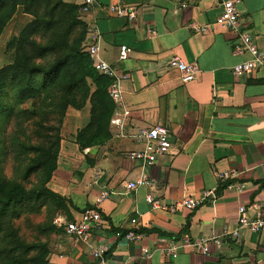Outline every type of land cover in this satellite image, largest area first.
<instances>
[{
    "label": "crops",
    "instance_id": "0c3cea01",
    "mask_svg": "<svg viewBox=\"0 0 264 264\" xmlns=\"http://www.w3.org/2000/svg\"><path fill=\"white\" fill-rule=\"evenodd\" d=\"M236 1L241 29L264 53V0ZM81 2L71 1L78 7ZM115 3L93 0L83 15L86 28L100 34L98 59L128 75L122 102L108 121L110 138L103 146L80 150L74 140L89 123V111L67 109L61 129L65 160L60 156L61 167L49 186L71 203L70 211L96 209L100 225L87 244L71 241L64 228L56 226L55 251L48 264H92L90 252L96 245H104L106 258L116 264H263L264 233L211 240L224 227L235 226L239 206L264 202V69L233 73L246 57L234 56V35L214 26L221 11L218 0L184 9L168 0H123L134 12L132 19L110 13L108 7ZM122 50L128 55L123 62ZM174 57L198 67L194 82L183 84L179 74L168 69ZM156 126L169 131L171 148L145 171L152 184L127 192L125 184L142 172L126 157L141 149L130 137ZM73 158L80 160L77 166ZM96 169L102 176L92 185ZM224 173L243 185L240 193L224 191L219 182ZM102 191L109 195L96 204ZM205 191L216 195L213 204L184 208ZM80 212L71 218L59 216L77 220ZM127 232L141 238L129 243L122 238ZM183 234L190 245L180 248ZM199 240L205 241L206 254L192 245ZM172 246L175 257L166 253Z\"/></svg>",
    "mask_w": 264,
    "mask_h": 264
},
{
    "label": "rangeland",
    "instance_id": "374dc122",
    "mask_svg": "<svg viewBox=\"0 0 264 264\" xmlns=\"http://www.w3.org/2000/svg\"><path fill=\"white\" fill-rule=\"evenodd\" d=\"M71 1L3 0L0 4V20L4 22L3 26L0 23V70L12 65L19 57L30 56L36 63L48 68L59 58L67 55V47L62 48L58 45L64 39L69 45L74 36L79 35L83 30V26L77 25L69 38L66 32L76 21L86 25L80 10L74 11L69 8L70 5L74 6ZM63 5L67 8L62 7ZM30 44L33 46H29ZM83 44L84 41L81 47ZM52 45L56 47L54 50L49 49ZM45 82L46 80L40 75H35L31 79L32 85L37 86V89L43 88ZM8 83L9 81L2 88L4 101L0 109V177L11 178L27 190L33 187H44L50 191L52 176L48 182H44V178L36 172L35 168L27 171L29 160L38 155L29 148L36 149L38 144L39 146L45 144V137L58 138L60 149L56 168L58 165L61 167L60 156L64 158L65 152L61 150V129L66 111L67 109L79 112L89 111L90 115L92 106L88 98L93 89L90 88V91L86 93L83 88H80L76 92L78 96L74 99L77 106L67 107L62 120L58 115L49 114L43 123H40L41 129L36 131L35 123L38 122L34 118L28 119L27 116V113L32 116L35 112L32 109L33 103L22 104ZM84 98L87 99L84 100ZM10 102L15 104L17 116L8 117L6 108ZM79 106H81L80 109H77ZM45 109L42 107L40 110ZM36 138H39L40 143L35 144ZM70 144H73L71 139L68 140V149L71 147ZM70 151H74V148L72 147ZM79 161L73 158L74 166H77ZM70 204L66 198L54 199L44 196L41 200H32L9 210L5 218L6 223L0 229V264H6L8 259H15V257L18 258L17 261H24L40 247L55 251L54 235L51 233L53 228H56L55 218L62 214L71 218L73 212L81 211L75 207H72L70 211L67 209L71 207ZM6 250L11 254L5 253Z\"/></svg>",
    "mask_w": 264,
    "mask_h": 264
},
{
    "label": "built area",
    "instance_id": "2783aa9c",
    "mask_svg": "<svg viewBox=\"0 0 264 264\" xmlns=\"http://www.w3.org/2000/svg\"><path fill=\"white\" fill-rule=\"evenodd\" d=\"M180 8L202 0H168ZM221 4V11L214 21V26L234 35L232 44V54L237 57H246V59L232 68L235 75L248 74L253 71L264 69V53L261 52L253 43L250 35L241 29L239 24V13L236 9V0H218ZM93 6V0H82L79 5L80 13L86 15ZM110 13L115 14L118 18H134V12L126 9L123 0H117V3L108 7ZM202 32L205 29H201ZM100 34L94 28L87 27L83 49L88 54L92 68L101 76L107 78L110 84L107 88L109 99L114 105L122 102L124 95V84L128 81V75L119 73L117 68L98 59ZM128 59L127 52L122 50L119 52V60L126 61ZM168 69L176 71L179 74L181 83H192L197 79L199 69L195 65L188 64L179 58H172L167 63ZM132 142L141 147L140 150L128 152L126 157L130 162L138 163L142 169L140 175L125 184L124 188L127 192H134L140 188H147L152 184L150 176L146 174V170L151 168L156 161L166 155L171 143L169 140V131L162 126H156L149 129L139 130L136 134L131 135ZM102 173L96 169L92 174V185L101 178ZM227 174L219 176V182L222 184L224 191L240 193L243 189L242 184H236L229 180ZM90 182L88 187H90ZM109 193L102 191L96 200V204L107 199ZM216 195L211 191H205L201 194L198 201L188 200L184 203V208L194 210L195 208L208 202L213 204L216 201ZM149 202V200H148ZM152 209H158L157 204H151ZM252 211L251 214L249 212ZM100 216L96 209L84 208L79 213L77 220L67 221L62 216H58L54 220L57 227H63L67 238L75 243L87 244L90 242L93 231L100 225ZM135 220H131V224H135ZM260 234L264 233V202L251 206H239L237 209V222L233 228L224 227L219 235L211 241L218 243L226 240H238L242 234ZM117 237H121L117 235ZM122 238L129 242H137L141 236L134 232H127ZM190 245V238L187 234H183L181 238L180 248ZM202 254H206L205 241L199 240L192 244ZM177 250L175 246L166 250V253L175 257L171 252ZM106 249L104 245H96L90 252L93 260L92 264H116L105 256ZM264 264V260L262 261Z\"/></svg>",
    "mask_w": 264,
    "mask_h": 264
},
{
    "label": "trees",
    "instance_id": "16d2710c",
    "mask_svg": "<svg viewBox=\"0 0 264 264\" xmlns=\"http://www.w3.org/2000/svg\"><path fill=\"white\" fill-rule=\"evenodd\" d=\"M2 2L3 0H0V4ZM62 7L67 8L66 5ZM69 8L74 11L80 9L76 5H70ZM0 23L3 26L4 22L0 20ZM77 25H82L83 30L79 35L74 36L75 38L69 45L66 39L61 41L58 46L67 47L68 53L59 58L52 66L45 68L36 63L30 56H25L19 57L12 65L0 70V109L4 101L2 88L9 81L8 84L16 92L22 104L26 102L33 103L32 109L35 112L32 116L27 113V116L28 119H36L38 123H35V128L36 131H39L41 129L39 127L40 123H43V120L49 114L58 115L62 120L67 107L77 106L74 99L78 96L76 92L80 88H83L86 93L92 88L93 91L88 98L92 106L89 123L75 137V142L80 150H85L103 146L109 140L108 121L115 110V105L107 94L110 81L92 68L88 54L81 47L82 42L85 41L86 25L76 21L66 32L67 38L72 35ZM29 46H33V44ZM55 48L53 45L49 47L50 50ZM35 75L43 76L46 80L43 88L37 89V86L32 85L31 79ZM86 99L84 98V100ZM42 107L46 109L44 111L40 110ZM80 107H77V109H80ZM15 109L13 102L8 103L6 108L8 117L17 116ZM38 139H35V144L40 143ZM44 139L47 144L40 146L38 144L36 149L29 148L38 155L29 160L27 171L29 172L35 168L36 172L44 178V182H48L56 170L60 141L56 137L54 139L45 137ZM44 196L60 199L58 195L44 189V187H33L27 190L11 178L0 177V229L6 223L5 218L9 210L32 200H41ZM57 231L56 228H53L52 235L55 236ZM4 252L11 254L7 250ZM51 254L52 251L46 247H40L24 261H17L18 258L15 257V259H8L6 264H48Z\"/></svg>",
    "mask_w": 264,
    "mask_h": 264
}]
</instances>
